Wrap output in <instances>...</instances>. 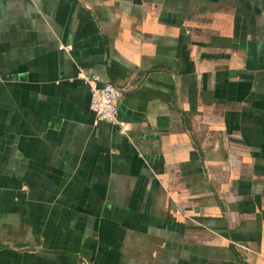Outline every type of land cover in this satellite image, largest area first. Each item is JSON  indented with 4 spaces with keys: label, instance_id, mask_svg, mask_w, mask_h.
Returning a JSON list of instances; mask_svg holds the SVG:
<instances>
[{
    "label": "crops",
    "instance_id": "0c3cea01",
    "mask_svg": "<svg viewBox=\"0 0 264 264\" xmlns=\"http://www.w3.org/2000/svg\"><path fill=\"white\" fill-rule=\"evenodd\" d=\"M0 264H264V0H0Z\"/></svg>",
    "mask_w": 264,
    "mask_h": 264
},
{
    "label": "built area",
    "instance_id": "2783aa9c",
    "mask_svg": "<svg viewBox=\"0 0 264 264\" xmlns=\"http://www.w3.org/2000/svg\"><path fill=\"white\" fill-rule=\"evenodd\" d=\"M91 85V108L99 121L120 124L117 103L130 90L118 84L99 86L96 80L87 79Z\"/></svg>",
    "mask_w": 264,
    "mask_h": 264
}]
</instances>
